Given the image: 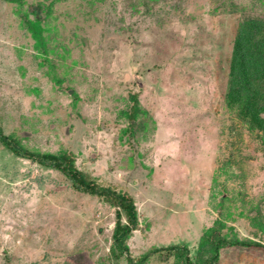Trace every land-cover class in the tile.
Listing matches in <instances>:
<instances>
[{
    "label": "rangeland",
    "instance_id": "1",
    "mask_svg": "<svg viewBox=\"0 0 264 264\" xmlns=\"http://www.w3.org/2000/svg\"><path fill=\"white\" fill-rule=\"evenodd\" d=\"M35 5L46 53L21 16L34 21ZM247 19L264 20V0H0L2 133L72 154L138 218L113 255L114 207L0 143V264H176L162 250L174 246L196 261L216 221L264 246V135L225 99ZM218 264H264V252L223 249Z\"/></svg>",
    "mask_w": 264,
    "mask_h": 264
},
{
    "label": "trees",
    "instance_id": "2",
    "mask_svg": "<svg viewBox=\"0 0 264 264\" xmlns=\"http://www.w3.org/2000/svg\"><path fill=\"white\" fill-rule=\"evenodd\" d=\"M14 2L15 0H7ZM35 19L30 21L26 13H22V20L32 36L45 50L46 43L42 38L41 9L40 5L30 6ZM227 92L225 95L227 107L237 111V116L248 124L251 131L261 132L264 135V20L247 19L242 22L234 37L231 61L229 66ZM74 99L77 95L70 90ZM134 105L129 115L131 120L135 119V110L138 107L137 96H133ZM0 143L5 150H8L15 157L26 159L42 167L56 170L63 174L76 191L97 197L115 208V227L112 234V247L110 252L113 255L122 257L128 253L127 241L132 232L138 227L137 211L134 199L129 195L117 192L110 187L99 185L89 175L76 169L72 154L59 152L58 154L38 153L24 148L16 139L4 135L0 129ZM229 190L225 189L221 194V203L226 198ZM230 201V200H229ZM235 201V199L231 200ZM126 223H122V219ZM252 227L263 230L262 220L253 218ZM225 227L221 221H216L215 226L209 229L200 243L196 261L188 257L187 247H167L162 250L171 253L175 251L176 264H218L220 253L223 249L243 248L247 250L260 249L264 252V246L252 239H239L236 233L230 237L222 235L221 229ZM161 249H156L160 251ZM148 255L143 256L139 263L145 261ZM126 260L132 263L131 258Z\"/></svg>",
    "mask_w": 264,
    "mask_h": 264
}]
</instances>
